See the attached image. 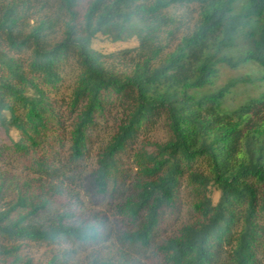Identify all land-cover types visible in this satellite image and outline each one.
Returning a JSON list of instances; mask_svg holds the SVG:
<instances>
[{"label":"trees","instance_id":"16d2710c","mask_svg":"<svg viewBox=\"0 0 264 264\" xmlns=\"http://www.w3.org/2000/svg\"><path fill=\"white\" fill-rule=\"evenodd\" d=\"M181 8L198 19L175 43ZM246 64L264 69V0H0V162L27 174L0 173V264H264V91L231 103L264 73L209 89ZM184 192L190 218L156 241ZM26 242L55 251L35 263Z\"/></svg>","mask_w":264,"mask_h":264},{"label":"rangeland","instance_id":"374dc122","mask_svg":"<svg viewBox=\"0 0 264 264\" xmlns=\"http://www.w3.org/2000/svg\"><path fill=\"white\" fill-rule=\"evenodd\" d=\"M198 8H190V9H183L178 12L180 15L181 21L179 22L182 27L181 29L176 30V35L174 38V42L176 43V40L186 31L189 27H192V25L195 23V21L198 19ZM188 11V13H185V11ZM173 40V39H172ZM262 73H264V69H262L260 66L256 64H246L242 65L236 69H231L227 66H222L220 69L219 76L215 79V83L213 86L209 87V89H214L216 87H219L232 78L250 75L252 77L260 76ZM264 91V81H258L256 84H240L235 91L231 95V103L237 104L240 102H243L246 98L249 96H257L260 92ZM115 120H117L114 116L109 117L108 120L101 119L95 128L92 129L91 134V141L89 143V153L86 156V159L84 161L85 163V171H88L90 167L94 165L96 153L99 151L100 147L103 143L107 141L109 138L110 133L115 128ZM150 137L157 140H163L166 138V132L163 129L161 125L154 126L150 132L148 133ZM67 153L64 151V156H66ZM124 163L129 166L130 177L133 175V163L132 159L128 156L124 157ZM0 173L7 177V178H13V177H19L23 178L27 174L23 171L22 167L13 165L10 163H4L0 162ZM86 175L82 173L81 176ZM82 179H78L76 181L77 184H79V181ZM130 181V180H128ZM75 184V185H77ZM122 190L120 189L118 192H116L115 195L117 197L122 196L121 194ZM84 200L86 203V210H102L106 211L107 214L110 217V226L112 229L113 234L121 228L126 227V223L122 221L120 218H116L114 216V204L112 203L113 198L112 197H92L88 195L87 193H83ZM116 197V198H117ZM190 205H189V197L186 194V192L182 193V198L180 202H178L177 207L173 210L167 211L164 218L162 219V222L158 228V231L156 233V241H160L170 235H172L175 231V229L181 225L183 222L187 221L190 218ZM114 244H117L116 238L112 240ZM111 244L107 243L104 246H102L103 251H107L108 248H110ZM54 247L46 245V244H40L35 242H26L23 247V253L27 256L33 259L35 263H42L49 260L51 255L54 252ZM88 256V252L80 253L79 255V262L84 264L86 262Z\"/></svg>","mask_w":264,"mask_h":264}]
</instances>
